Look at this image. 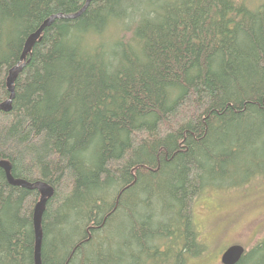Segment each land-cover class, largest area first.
<instances>
[{
  "label": "trees",
  "instance_id": "16d2710c",
  "mask_svg": "<svg viewBox=\"0 0 264 264\" xmlns=\"http://www.w3.org/2000/svg\"><path fill=\"white\" fill-rule=\"evenodd\" d=\"M247 1L0 0V104L26 38L75 16L0 111L11 176L53 188L42 264H186L211 250L201 197L264 190V0ZM38 201L0 168V264H33ZM261 229L237 264H264Z\"/></svg>",
  "mask_w": 264,
  "mask_h": 264
},
{
  "label": "rangeland",
  "instance_id": "374dc122",
  "mask_svg": "<svg viewBox=\"0 0 264 264\" xmlns=\"http://www.w3.org/2000/svg\"><path fill=\"white\" fill-rule=\"evenodd\" d=\"M260 1L249 0L247 4L253 9ZM211 194L201 197L194 207L196 221L207 230L211 250L186 264H221L220 257L227 247L237 243L247 246L258 230L262 228L258 235L264 232V190L247 196L234 192Z\"/></svg>",
  "mask_w": 264,
  "mask_h": 264
},
{
  "label": "water",
  "instance_id": "95a60500",
  "mask_svg": "<svg viewBox=\"0 0 264 264\" xmlns=\"http://www.w3.org/2000/svg\"><path fill=\"white\" fill-rule=\"evenodd\" d=\"M91 0H86L85 7L90 3ZM75 17V16H73ZM72 16L64 17L63 15L52 16L46 21H44L41 26L32 34H30L23 45L22 53L19 58V62L8 72L6 79V87L9 93V97L6 101L0 104V111L8 112L10 111L11 101L14 97V82L21 71L22 67L25 65L26 57L31 52L35 43L39 40L43 30L48 27L55 18H73ZM0 168L4 171L7 182L12 186L21 187L27 190H37L39 192V201L36 203L33 209L32 215V225L34 234V249H33V264L41 263V245H42V216L46 207L47 201L53 195V188L46 183L35 182L29 183L24 180L14 179L10 174L9 163L0 160ZM245 249L241 245L235 244L228 247L221 255V264H237L241 257L244 255Z\"/></svg>",
  "mask_w": 264,
  "mask_h": 264
}]
</instances>
